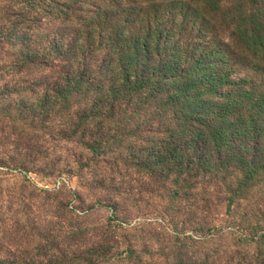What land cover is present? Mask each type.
I'll return each instance as SVG.
<instances>
[{
    "label": "trees",
    "instance_id": "1",
    "mask_svg": "<svg viewBox=\"0 0 264 264\" xmlns=\"http://www.w3.org/2000/svg\"><path fill=\"white\" fill-rule=\"evenodd\" d=\"M7 131L3 170L36 173L44 135L99 160L104 183L132 162L170 182L156 212L178 239L184 207L191 234L141 253L40 234L14 251L0 226V264H264V0H0ZM212 198L233 229L225 245L212 242L225 226L200 215Z\"/></svg>",
    "mask_w": 264,
    "mask_h": 264
},
{
    "label": "rangeland",
    "instance_id": "2",
    "mask_svg": "<svg viewBox=\"0 0 264 264\" xmlns=\"http://www.w3.org/2000/svg\"><path fill=\"white\" fill-rule=\"evenodd\" d=\"M13 134V131L0 134V153L10 152L5 139ZM42 138L43 159L36 173L26 179L20 171L0 168V226L8 228L6 237H2L6 249L34 251L37 235L59 240L65 232L70 237L79 233L81 236L74 240L77 242L87 243L97 237L114 239L124 249L136 246L140 253L149 244L155 251L162 247L160 244L183 247L180 242L188 241L191 231L186 229L184 207L174 214L176 225L184 230L178 239L174 238L175 223L161 219L156 212L167 203L165 193L171 189L170 182L163 184L166 191H162L149 178L148 171H141L130 162L124 166L121 184L104 183L103 175L95 172L98 164H102L99 160H91L93 156H89L82 165L79 157L85 155L81 147L58 143L45 135ZM132 142L134 139L129 140ZM211 200L210 204L206 201L204 204L212 210L200 215L211 225L225 226L223 232L215 231L212 241L225 245L230 241L226 234L233 229L225 225L227 216L221 204L215 198Z\"/></svg>",
    "mask_w": 264,
    "mask_h": 264
}]
</instances>
